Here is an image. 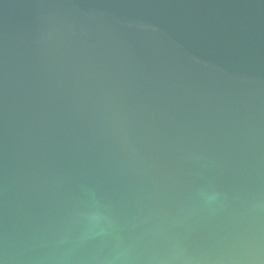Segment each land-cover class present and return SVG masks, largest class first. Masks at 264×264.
<instances>
[{"label":"water","instance_id":"water-1","mask_svg":"<svg viewBox=\"0 0 264 264\" xmlns=\"http://www.w3.org/2000/svg\"><path fill=\"white\" fill-rule=\"evenodd\" d=\"M0 264H264V0H0Z\"/></svg>","mask_w":264,"mask_h":264}]
</instances>
